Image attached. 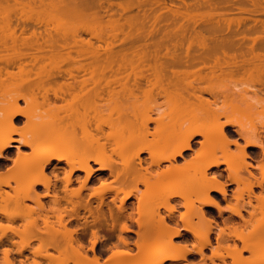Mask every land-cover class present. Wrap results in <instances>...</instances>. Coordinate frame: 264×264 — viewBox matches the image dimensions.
I'll return each instance as SVG.
<instances>
[{
  "label": "bare ground",
  "instance_id": "obj_1",
  "mask_svg": "<svg viewBox=\"0 0 264 264\" xmlns=\"http://www.w3.org/2000/svg\"><path fill=\"white\" fill-rule=\"evenodd\" d=\"M118 1L0 0V90L6 92L0 99V171L10 162L17 171L16 183L31 181L23 182L24 192L13 197H4L0 185V201L17 207L16 213L0 209V220L28 221V210L20 209L26 201L43 212L35 219L30 213L23 230L10 225L1 229L0 224V246L6 247L0 264H128L134 260L131 253L113 249L130 250L131 234L143 257H161L154 264L190 255L200 256V264H215V258L225 262L227 257L232 264H264L258 259L260 251L264 254V245L259 248L264 243V110L257 113L264 109V19L242 18L238 26L243 30L231 31L229 25L228 34L207 22L179 23L183 7L167 6L165 0ZM253 2L254 9H242L264 14L262 1ZM184 5L185 11L191 10V4ZM211 5L208 8L217 9V4ZM157 8L165 9L167 17L160 13L151 19ZM135 9V15L125 17ZM87 22L113 27L117 33L97 34L85 24H75ZM203 24L207 33L196 29ZM14 68L18 73L10 72ZM32 74L51 84L41 94L42 106L49 108L44 117L49 116L44 120L40 114L37 122L31 98L41 88L40 82H32ZM18 79L22 82L6 84ZM252 80L253 96L247 97L240 86L250 87ZM155 91V102L165 98L167 110L162 103L150 108L141 104ZM21 101L31 107L22 108ZM251 117L261 121V130L249 127ZM23 119L33 132L15 139L14 128ZM196 145L200 148L194 150ZM231 147H236L234 153ZM22 148L32 150L30 164L25 160L30 154ZM115 148L125 154L122 167L108 156ZM187 152L193 153L191 161L178 163ZM189 168L192 177L186 173ZM77 173H84L83 181ZM75 181L80 182L78 192L70 189L73 194L67 195ZM96 182L102 188L86 197L82 192ZM38 187L44 188L43 195ZM189 193L195 196L192 202ZM149 197L155 206L143 203ZM131 198L137 202L135 212L128 204ZM179 200L191 205L177 221ZM205 208L230 214L224 228L214 227ZM258 212L261 217L256 219ZM98 242L103 243L100 250ZM157 242L163 246L156 248ZM208 248L211 257L205 255ZM109 250L112 255L104 260ZM221 250L227 256L219 254ZM244 253L252 259L245 260Z\"/></svg>",
  "mask_w": 264,
  "mask_h": 264
},
{
  "label": "rangeland",
  "instance_id": "obj_2",
  "mask_svg": "<svg viewBox=\"0 0 264 264\" xmlns=\"http://www.w3.org/2000/svg\"><path fill=\"white\" fill-rule=\"evenodd\" d=\"M125 1V2H124ZM165 1H167V6H171L172 4L173 5H175V7H173V8H176L177 6L179 7V6H182L183 8H182V10H181V7L179 8L180 9V11H184V16L183 17H181L179 20H178V22L179 23H184V24H191V23H194L195 21L196 22H201L202 21V23H205L206 24V22H207V24L209 25L210 23L211 24H214V25H218L219 27L218 28H223V30H225V31H228V34L231 32V31H236L237 29L238 30H243V28H244V26H238V21L240 22L241 20H243L244 18H251V19H264V14H261V13H258V12H256V11H254V10H252L251 12H245V10H243L242 8H247L246 10H250V9H254V6H253V1H255L256 2V0H211V2L213 3V6L214 5H216V10H215V8L214 9H210V8H212V7H210V8H208V5L210 6L212 3L210 2V0L208 1V3L206 2V0H165ZM171 1V2H170ZM184 1H186V3H188V4H191L192 6L194 5V9L192 8V6L190 7L191 8V10H186L185 11V9H187V8H185V5H184ZM258 1H262V3L264 4V0H258ZM118 2H123V4L125 3L126 4V2H127V0H120V1H118ZM190 2V3H189ZM162 3V2H161ZM164 3V2H163ZM198 3H201V5L199 6V4ZM206 3V6L204 5ZM168 4H170V5H168ZM198 4V5H197ZM204 6H203V5ZM232 5V6H231ZM163 6V5H162ZM165 6V5H164ZM164 6L162 7V8H164ZM199 6V7H198ZM212 6V5H211ZM219 6H221V7H219ZM215 7V6H214ZM154 8H156L155 6H154ZM177 9V8H176ZM184 9V10H183ZM165 10V9H164ZM163 9H161L160 10V8H157L156 9V11H154L153 13H151L150 14V16H151V19L153 18V16H154V18L156 17V16H158L160 13L161 14H164V11ZM214 10V11H213ZM212 11V12H211ZM245 12V13H244ZM27 13V12H26ZM135 13H137V9H135V10H133L132 12H130V13H128L125 17H128V16H130L131 14L132 15H135ZM21 14V13H20ZM28 14H29V12H28ZM27 14V16H29ZM167 15V13H165L164 15H163V17H167L166 16ZM34 16H36V15H34ZM34 16H32V17H34ZM125 17H123V18H125ZM35 18V17H34ZM47 21H48V17H44ZM111 17H106L104 20H108V19H110ZM115 18H120L119 16H117V17H115ZM243 18V19H242ZM211 20V21H210ZM208 21H210V22H208ZM52 23H53V25H55L56 24V21L54 20V19H52V21H51ZM237 22V23H236ZM201 23V24H202ZM76 25H82V24H85V25H87V26H89L94 32H96L97 34H103V35H109V36H111L112 34H114V33H117V31H116V29H114L113 27H108V26H100V24H98V23H96V22H87V23H75ZM160 24V23H159ZM162 24H163V22H162ZM57 25V24H56ZM229 25H230V28L232 29L231 31H229V30H227L228 28H229ZM162 26V25H161ZM223 26V27H222ZM174 26H172L171 28H173ZM217 27V26H216ZM224 27H226V28H224ZM163 29L164 28H166L165 27V23H164V25H163V27H162ZM209 28V27H208ZM237 28V29H236ZM174 29V28H173ZM173 29H170L169 28V30H173ZM197 29V31L198 30H202L204 33H207L205 30H206V28H205V25L203 24V25H201V27L199 26V27H197L196 28ZM123 30H124V32L126 33V32H129V27L128 26H126L125 28H123ZM220 30V29H219ZM191 31V30H190ZM201 31V32H202ZM192 32V31H191ZM227 33V32H226ZM248 36L249 37H255V36H257L256 34H248ZM85 38H89V35H87V36H85ZM96 45H98L97 43H96ZM46 62V61H45ZM44 62V63H45ZM44 63H42L43 64V67L45 66L44 65ZM47 63H48V61H47ZM41 64V65H42ZM49 64V63H48ZM46 66H47V69H48V66L49 65H47L46 64ZM46 66H45V68H46ZM51 66V65H50ZM29 68V67H28ZM31 68V67H30ZM50 68V67H49ZM67 68V67H66ZM17 72L18 73V70H17V68H14V69H10V72ZM26 78V77H25ZM25 78H23L22 77V80L23 79H25ZM32 82H40V88L41 89H39V90H37L36 91V93H35V95L37 94V96H34L33 98H31V99H33V104L31 105L32 106V111L33 112H31V114L34 116H36V118H33V120L34 119H36V121L35 122H37V121H40V119H44V120H46L47 118H48V116H49V114H46V115H48L47 116V118H46V116L44 117V115H45V113H46V109H49V108H47L48 106L46 105H43L42 106V103H43V97L41 96V94H44L45 93V91H48L49 89H50V87H51V84H50V82H48V81H44V80H40V79H36V76L35 75H33L32 74ZM19 80V81H18ZM18 80H12L13 82H11L10 80V82L8 81V82H6V84H8V83H10V84H16L17 82H20L21 81V79H18ZM39 80V81H38ZM191 80V79H190ZM22 82V81H21ZM42 83V84H41ZM9 84V85H10ZM39 84V83H38ZM252 84H255L256 85V82L254 81V80H252V81H250L249 82V86L250 87H248V86H246V85H241L240 86V88H241V90L243 91V93L248 97V96H250V97H252L253 95H252V90H251V87H252ZM254 85V86H255ZM248 90V92L246 93L245 92V90ZM11 89H9V94L11 95V94H13V90H12V92L10 91ZM0 99H3V98H5V96H3L4 95V92L2 91V90H0ZM156 92V91H155ZM155 92H154V94H153V96H151V97H148V98H145V99H143L142 100V105L145 107V108H150V107H155L157 104H159V106H161V103L163 104V109L164 110H167V106L165 105L166 104V102H167V100L165 99V98H162L161 99V97H159L158 98V101L157 102H155V99H156V97H157V92H156V94H155ZM6 93V92H5ZM6 95V94H5ZM14 95V94H13ZM154 95H155V97H154ZM2 96H3V98H2ZM35 98H37L36 100H34ZM143 98V97H142ZM30 99V98H29ZM30 103H32V102H30ZM60 105H61V103H59ZM28 106V107H27ZM29 106L30 105H26V102H24V101H21V107L23 108V107H27V108H29ZM30 106V107H31ZM263 108H261V109H259V112H257V113H259L260 114V111H262L263 112ZM262 112H261V115H263L262 114ZM47 113H49V112H47ZM40 114H42V116H41V118L39 119L38 117H40ZM254 115V114H253ZM258 116L257 114H256V116L255 117H257L258 119H259V117H260V119L263 117V116ZM32 116V117H33ZM156 116V115H155ZM254 116H252V117H254ZM42 117H44V118H42ZM251 117V118H252ZM256 120V118H252V119H250V121L248 120V122H247V124L249 125V127L250 126H253L255 129L257 128V130H261L262 128V123H261V121L260 120ZM253 120H255L254 122H253ZM25 121V122H24ZM262 121H263V118H262ZM250 122V123H249ZM26 123H27V120L26 119H23V121H21V122H17V125L15 126V128H14V138L15 139H21L22 138V136L24 135V134H26L27 133V136H28V133L30 132V136H31V134H32V132H33V126H32V130L30 129V127L28 126H26ZM253 123V124H252ZM261 124V125H260ZM255 125V126H254ZM152 128H154V125H152L151 126ZM247 128V129H251V130H254V129H252V128ZM29 128V129H28ZM29 131V132H28ZM18 135H17V134ZM29 137V136H28ZM201 138H197V140H200ZM241 145H244V142L243 141H241V143H240ZM14 145H18V144H14ZM200 148V145H196L195 147H194V150L195 149H199ZM116 149V150H115ZM114 150L115 151H113V150H111V152L112 153H110V151L108 152V156L110 157V160L112 161V162H115L116 164L118 163L119 164V166L120 167H122L123 166V160H124V155L125 154H121V150H119V149H117V148H115ZM231 150H233V151H231V152H235L236 151V147H231ZM22 151L23 152H25V154L26 155H29V157L28 156H26V157H28V159H25V160H28V162H29V164H30V161L33 159V154H32V150L31 149H26V148H22ZM16 152H17V149L16 148H14L13 150H10V155L11 156H15L16 155ZM115 152V153H114ZM116 154V155H115ZM120 154V155H119ZM231 155V154H230ZM147 157V155H143V158H146ZM230 157H232L233 158V155L232 156H230ZM193 158V153L192 152H187L186 154H185V157L184 158H180L179 159V161H178V163H180V164H184V163H186V161L187 162H189V161H191V159ZM228 158H229V156H228ZM229 159H231V158H229ZM26 164V163H25ZM28 164V163H27ZM13 164L12 163H8L6 166H5V168H3V170L2 171H0V172H5V174H3V176H1L0 177V185L2 186V188H1V192H2V195L4 196V197H13V196H16L17 194L18 195H22L21 193H23L24 191L22 190L23 188H25L24 186L26 185L27 186V184H24V183H30L31 181V179H29V181L30 182H26V181H23V182H17L16 183V180H14V179H16V177L18 176V175H16V172L17 171H14V169H13ZM27 166V165H26ZM11 167V168H10ZM95 167H97V166H95ZM226 168V166H222L221 167V169H225ZM11 169H12V171H11ZM190 169V168H189ZM189 170H187L186 171V173H188V174H191L189 177H192V176H194L193 174V168L192 169H190V171L188 172ZM213 171H215V170H213ZM12 172V173H11ZM15 173V174H14ZM185 173V174H186ZM193 173V174H192ZM18 174V173H17ZM187 174V175H188ZM6 175H8L9 177H12L11 178V180H9V178H8V176H6ZM60 176L61 177H63V175L62 174H60ZM76 176H79L80 177V179H79V181H83V179H84V173H77L76 174ZM18 179V178H17ZM26 180H28V179H26ZM189 182H190V180H189ZM100 182H96V184L95 183H93V184H91L89 187V191H88V189L87 190H85V192H82L86 197H88L90 194H92L93 192H95V191H99L101 188H102V184H99ZM22 184V185H21ZM24 184V185H23ZM7 185H9V187L7 186ZM21 185V186H20ZM29 185V184H28ZM19 186V187H18ZM23 186V187H22ZM22 187V188H21ZM79 187H80V182H78V181H75L70 187H69V189H68V193H67V195H70L71 196V194H75V192H78V190H79ZM141 188L142 189H144L142 186H141ZM235 188V186H232V187H230V189L231 190H233ZM70 189H71V191L73 192V193H71V191H70ZM23 191V192H22ZM258 192H260V190L259 189H256V193H258ZM37 193H39V194H41V195H43L44 193H45V191H44V188L43 187H38L37 188ZM77 194V193H76ZM188 196H187V198H188V200L189 201H191L192 202V200L194 201L195 199V196H193V194H191V193H189V194H187ZM150 198L151 197H149V199L146 201V199H145V201L143 202V203H150L151 201H152V204L151 205H153L155 202L151 199V201H150ZM42 202H43V204L48 208L49 207V205H48V199H43L42 200ZM179 202H181V205H179V206H177L178 208V210L176 211V220L177 221H179V216L180 215H182V214H186V213H189V211L187 212V208L188 207H190V206H188L189 204L191 205V202H188L187 201V203H186V201H180L179 200ZM186 203V205H187V207L184 205ZM0 209H4V210H7L8 212L10 211V212H12V213H16V211H15V209L17 208V207H15L14 205H12L11 203H7V202H1L0 201ZM128 204H129V206L130 207H135V210H134V212L135 211H137L136 210V207H137V202H136V200L134 199V198H131V200H129V202H128ZM156 204V203H155ZM155 204H154V206H155ZM182 204H183V206H182ZM28 205L29 207H27V209H26V206ZM24 206H22L23 208H21L20 207V209H22L23 210V213L24 212H27V210H28V213L26 214V216H28V214H29V217L31 218V216L34 218V217H36V215L37 214H43V212L33 203V202H29V201H26V204H25ZM48 205V206H47ZM146 206V205H145ZM153 206V207H154ZM185 206V207H184ZM221 206H222V208H224V209H226L227 208V204L225 203V202H222L221 203ZM10 207V208H9ZM13 207H14V209H13ZM143 207H144V204H143ZM31 210V212H30V210ZM32 208L33 209H35L36 211H34V210H32ZM145 208V207H144ZM143 208V210L142 211H144L145 209ZM147 208H148V206H147ZM152 207L150 206V209H151ZM12 209H13V211H12ZM19 209V208H18ZM149 210V209H148ZM190 210V209H189ZM38 211V212H37ZM150 211V210H149ZM205 211H207V212H210L211 211V215H212V219H213V221L215 222V223H213V225H214V227L216 226V224L218 225V227H220V228H224V219H226V218H228L229 217V213H224L223 214V217H220L219 216V214H218V212H217V210H215V209H211V208H205ZM18 212H19V210H18ZM20 212H22L21 210H20ZM131 212H132V210H131ZM145 212L146 211H144V214H145ZM163 212V213H162ZM30 213H32V215L30 216ZM137 213V212H136ZM146 213H148V212H146ZM150 213V212H149ZM161 213H162V215L163 214H166V212H165V210L164 209H161ZM179 213V214H178ZM21 214V213H20ZM244 215L246 216V217H248V213H244ZM136 216L138 217V215L136 214ZM141 216H142V212H141ZM147 216V215H146ZM38 217V216H37ZM143 217H144V215H143ZM256 217V219H259L260 217H261V213L260 212H258L257 213V216H255ZM27 219H28V217H26ZM30 218L28 219V221L30 220ZM178 218V219H177ZM35 219V218H34ZM34 219H32V220H34ZM255 219V220H256ZM1 222H0V224L2 225L0 228L1 229H5L6 227H7V225L9 226H13V227H15V228H20L21 230H23L24 228H26L27 227V225H29V223H28V221L27 220H25L24 219V221L23 220H21V221H17L16 223H14V224H9L6 220H0ZM23 221V222H22ZM25 221H27V222H25ZM193 223H194V225H197L198 223H199V219H196V217L193 219ZM40 224V223H39ZM179 224L182 226V223H180L179 222ZM5 225V226H4ZM15 225V226H14ZM24 225H26V226H24ZM134 225V224H133ZM4 226V227H3ZM23 226H24V228H23ZM40 226H41V224H40ZM202 226V225H201ZM41 227H43V225L41 226ZM137 227H135V225H134V229H136ZM138 229V228H137ZM250 229V228H249ZM3 231L4 230H2V232L0 231V236L2 235V233H3ZM117 232H119V231H117ZM119 234V233H118ZM104 236V235H106V233H104V232H102L101 233V236ZM125 236H127V235H125ZM130 236V237H129ZM127 237H129L130 239H129V241L132 243V245H131V247H130V250H128V249H126V248H124V247H120V248H118V249H113V251L115 252V251H129L130 253H131V255H132V258H134V260H132V261H129V263L128 264H154L156 261L158 262V261H161V257L160 258H158V259H156L154 256H152V257H149V258H147V257H143L142 255H141V253H140V250L137 248V247H135L134 245H133V243H134V241H136V236L134 235V234H131V235H128ZM135 239V240H134ZM14 242L16 241V243H17V241H18V243L20 242V240H19V238L18 237H13V239H12ZM22 240V239H21ZM193 239L191 238V240H189V246H190V248L192 249V247L191 246H193L194 244H195V242L194 241H192ZM212 247L213 248H216L217 246H218V243H217V241L215 240V235H213L212 236ZM114 242H117L116 240L114 241ZM175 243H182V240L180 239H175ZM102 242H98V245H97V249L98 250H100L101 249V247H102ZM197 244V243H196ZM229 244V243H228ZM230 244L232 245L233 243L232 242H230ZM264 245V243H261V245L259 246V248L261 249V247ZM86 245L89 247V246H91V243L89 242H87L86 243ZM155 246H156V248H161L162 246H163V244L161 243V242H157V243H155L154 244ZM241 245V244H240ZM264 247V246H263ZM6 247H2V246H0V261L1 262H4V258H3V253L1 252V251H3L4 249H5ZM103 249V248H102ZM213 251L211 250V248H208V249H206L205 250V255L206 256H208V257H211L212 256V253ZM261 252L263 253V250L262 251H260V254H259V258L258 259H260V260H264V258H262V257H264V254H263V256L261 255ZM90 253V252H89ZM223 254V255H225V256H227V253L224 251V250H221V251H219V254ZM110 255H112V251H104V253H103V256H102V258L105 260V259H107V258H109L110 257ZM90 256H92V253H90ZM142 257V258H141ZM246 258L245 260H250V259H252L251 258V254L250 253H244V256H243V258ZM247 258H250V259H247ZM156 260V261H155ZM214 261H215V264H232L233 263V260L231 259V257H227L226 258V260H225V262H223V261H221V260H219L218 258H215L214 259ZM203 262V260H202V258L200 257V256H196V255H190V256H188L187 257V259L186 260H182V261H179V262H165V264H200V263H202ZM207 263L208 264H211V262L209 261V260H207ZM69 264H73V263H69Z\"/></svg>",
  "mask_w": 264,
  "mask_h": 264
},
{
  "label": "flooded vegetation",
  "instance_id": "obj_3",
  "mask_svg": "<svg viewBox=\"0 0 264 264\" xmlns=\"http://www.w3.org/2000/svg\"><path fill=\"white\" fill-rule=\"evenodd\" d=\"M258 189V188H257ZM260 190V189H259ZM260 192H258V193H256V194H259ZM216 195V194H215ZM219 200H222V197H220L219 196ZM223 202V201H222ZM211 209H214V208H211ZM215 210H217V209H215ZM217 212H218V214H219V211L217 210ZM209 213V215H210V217L212 218V215H211V211L210 212H208ZM225 213H227V212H225ZM219 216L220 217H223V216H221L220 214H219ZM229 217H230V215H229ZM228 217V218H229ZM228 218H226V219H228ZM225 220V219H224ZM239 221V220H238ZM215 223V222H214ZM224 223V222H223ZM217 225V224H216ZM225 226V225H224ZM217 229H219L220 227H218V225H217V227H216ZM215 240H216V237H215ZM217 241V240H216ZM218 243V242H217ZM210 261V260H209ZM211 262V261H210ZM208 264V263H207Z\"/></svg>",
  "mask_w": 264,
  "mask_h": 264
}]
</instances>
